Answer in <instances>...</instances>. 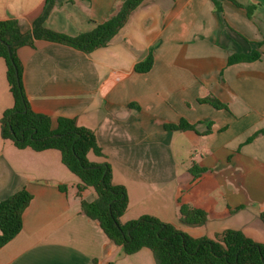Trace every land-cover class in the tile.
<instances>
[{
	"label": "crops",
	"instance_id": "0c3cea01",
	"mask_svg": "<svg viewBox=\"0 0 264 264\" xmlns=\"http://www.w3.org/2000/svg\"><path fill=\"white\" fill-rule=\"evenodd\" d=\"M124 1L55 0L45 25L75 36ZM237 1L254 5L251 17L229 0L221 13L212 0H145L107 46L92 52L46 39L18 50L32 109L95 132L104 156L88 158L109 162L114 182L127 188L123 223L150 214L194 237L217 239L232 228L264 243V0ZM45 4L0 0V20L17 19L31 31ZM151 51L153 67L138 72ZM254 51L259 59L229 64L231 55ZM209 95L228 109L199 101ZM13 105L0 58V121ZM182 119L197 131L165 127ZM178 158L207 170L195 178ZM79 182L60 150L19 148L2 137L0 122V201L22 189L32 194L22 230L0 247V264H130L129 257L151 251L130 255L115 244L82 212V199L95 192L80 195ZM183 204L207 211L208 221L180 223Z\"/></svg>",
	"mask_w": 264,
	"mask_h": 264
},
{
	"label": "trees",
	"instance_id": "16d2710c",
	"mask_svg": "<svg viewBox=\"0 0 264 264\" xmlns=\"http://www.w3.org/2000/svg\"><path fill=\"white\" fill-rule=\"evenodd\" d=\"M144 1L125 0L108 20L75 36L45 25L55 0H46L44 11L34 21L31 31H22L17 19L0 20V58L6 62L7 79L14 98V105L2 114L1 135L12 140L19 148L60 150L63 162L80 180L78 193L81 195L88 188L95 192L93 200L82 199V212L97 220L108 237L115 244L121 245L126 254H135L148 248L152 251L156 264H264V243L255 241L238 229H226L220 237L213 239L208 236L194 237L179 226L150 214L123 223L121 217L129 208L127 188L114 182L109 162L95 163L88 158L90 152L104 156L95 132L78 125L73 118L53 120L32 109L24 86L23 65L18 55L21 47L33 46L36 39H46L92 52L107 46ZM212 1L216 12L221 13L223 0ZM229 1L245 7L248 16H252L254 5H242L237 0ZM260 57L261 54L257 51L251 54H233L229 57V64L254 61ZM153 65L154 55L151 51L135 68L138 72H147ZM199 101L209 103L217 109H228V105L215 95L200 98ZM165 127L170 130L197 131V124L186 119ZM209 131L210 129L207 132ZM261 132L254 133L248 141H252ZM206 170V167L197 163L190 168L195 178ZM31 200L32 194L27 189H22L0 201V247L22 230L23 214ZM181 215L180 223L184 225L197 227L208 221L207 211L188 204L181 206Z\"/></svg>",
	"mask_w": 264,
	"mask_h": 264
},
{
	"label": "rangeland",
	"instance_id": "374dc122",
	"mask_svg": "<svg viewBox=\"0 0 264 264\" xmlns=\"http://www.w3.org/2000/svg\"><path fill=\"white\" fill-rule=\"evenodd\" d=\"M178 160H179V166L181 167V169L183 171H185L186 168H188L189 166H190V168L193 166V164L191 165L190 159L189 160H183V159L178 158ZM144 253H145V256H143ZM131 257H133V256H131ZM131 257H129L128 259H133L134 262H129L130 264H138V262H137L138 259L142 260V264H156L153 253L151 251H148V250H142V252H140V254H138V256H135V258H131ZM119 264H124V262H120Z\"/></svg>",
	"mask_w": 264,
	"mask_h": 264
}]
</instances>
